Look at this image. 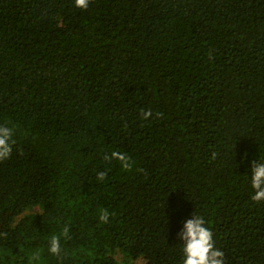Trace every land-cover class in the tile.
I'll list each match as a JSON object with an SVG mask.
<instances>
[{"label": "trees", "instance_id": "trees-1", "mask_svg": "<svg viewBox=\"0 0 264 264\" xmlns=\"http://www.w3.org/2000/svg\"><path fill=\"white\" fill-rule=\"evenodd\" d=\"M0 125V264H183L193 213L264 264V0H0Z\"/></svg>", "mask_w": 264, "mask_h": 264}, {"label": "clouds", "instance_id": "clouds-1", "mask_svg": "<svg viewBox=\"0 0 264 264\" xmlns=\"http://www.w3.org/2000/svg\"><path fill=\"white\" fill-rule=\"evenodd\" d=\"M90 4V0H74V6L81 10H87ZM141 119L147 121L153 116L151 109L141 110ZM157 119L164 118L162 112L157 111L155 113ZM15 141L13 140V129L0 125V162L10 158ZM23 155V153H20ZM217 153L213 152L211 159L217 158ZM104 161L109 164L112 161H117L123 171H131L135 167L134 159L120 151H112L110 155L105 154ZM107 171H101L97 174L98 182H103L107 178ZM251 188L254 194L251 196V200L254 203L264 202V162L254 161L251 167ZM115 216V213H110L107 208L101 209L99 213V220L102 224H107L110 217ZM5 237L7 233L3 234ZM62 235L65 239H70L69 228L65 226L62 231ZM180 240L181 251L183 254V264H225V254L219 248L216 247L213 239L212 229L208 226V222L203 215L193 213L191 218L187 219L183 223L182 229L177 233ZM61 236L52 235L48 241V251L50 254L60 257L62 253ZM39 253H34L30 257V261H39Z\"/></svg>", "mask_w": 264, "mask_h": 264}]
</instances>
